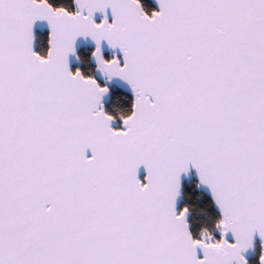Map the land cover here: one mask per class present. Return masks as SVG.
<instances>
[{"label": "snow or ice", "instance_id": "6c2138e0", "mask_svg": "<svg viewBox=\"0 0 264 264\" xmlns=\"http://www.w3.org/2000/svg\"><path fill=\"white\" fill-rule=\"evenodd\" d=\"M76 3L0 0V264H246L264 237V0H160L152 15L140 0ZM37 20L51 26L44 56ZM80 36L134 89L126 127L101 107L108 88L69 69ZM190 165L222 239L193 238L177 212Z\"/></svg>", "mask_w": 264, "mask_h": 264}, {"label": "water", "instance_id": "95a60500", "mask_svg": "<svg viewBox=\"0 0 264 264\" xmlns=\"http://www.w3.org/2000/svg\"><path fill=\"white\" fill-rule=\"evenodd\" d=\"M73 1H74V8H75L74 11H76L78 9V5L76 3V0H73ZM150 1L155 6L154 11H160L161 5L159 3V0H150ZM141 6L143 7V5H141ZM143 10H144V7H143ZM152 13L151 14L147 13V14L152 15ZM107 15H108L109 22H111L114 19V17H113V14H112L110 8L107 9ZM94 19L96 20L97 23L102 21L104 19V12L97 10V12L94 14ZM38 32H42V33L47 32L48 33V41H49L51 26L47 20H37V21H35V23L33 25V35H34L33 49H34V51H36V42H37L36 36H37ZM49 47H50V44L48 42V49H49ZM96 47H97L96 42L90 36L89 37H84V36L78 37L76 42H75V45H74L75 51L69 53V57H68L69 69L72 72H75L77 70V67L81 65L80 56H79L81 49H83V48H90L91 49L92 48V50L94 52ZM101 50H102V55H103L104 59L112 60L113 58H119L120 62L124 63L123 51L119 47L113 48L112 46H110L107 43V41H102L101 42ZM106 56H111L112 59H107ZM91 60L94 63V65L96 66V71H97L96 75L93 77L99 82V84L101 86H106L108 88V91L103 95L102 101H101V107L103 108V110L106 113H107L106 104L108 103V101L110 99V96L112 93L111 89L114 87L122 89L123 91H128L132 95L133 101L135 102L136 93L128 81L124 80L121 77H112L111 79H109L107 77V75H105L102 72V70L99 69V67H98L99 62H98L97 58L93 55V53H92ZM132 111H133V109H132ZM107 114H109V113H107ZM110 124H111V127L113 129H121L123 127H126L124 125V119H121L120 121H118L117 119L114 118L113 120L110 121ZM91 154H92L91 150H89L88 155H91ZM137 175H138L139 180H141L144 183L147 182V180H146L147 168L145 165H141L139 167ZM193 179L196 181L197 189L200 192H202L203 194H207L211 198L212 203L215 206V209L218 211L219 215H221V219H222V215H223L222 210L219 207V205L217 204L210 186L201 182L199 171L194 165H190L188 170L185 172H182L180 175V189H179V195L177 196V199H176L177 212L179 213L181 210H183L181 208V202H182V197H183L182 192H183V187H184L183 184L185 182L192 181ZM189 219H190V216L188 213L187 222L189 224V230L191 232ZM225 238H227L230 242H234V240H235V236L231 232L227 233ZM256 244L261 245V258H260L259 264H264V260H262V257H264V237H262L260 235L258 230L253 234L252 244L248 248L243 250V252H242V255L244 256V258L246 260V264H249V260L251 258L250 256L254 253V251L257 247ZM200 254L202 255V252Z\"/></svg>", "mask_w": 264, "mask_h": 264}, {"label": "trees", "instance_id": "16d2710c", "mask_svg": "<svg viewBox=\"0 0 264 264\" xmlns=\"http://www.w3.org/2000/svg\"><path fill=\"white\" fill-rule=\"evenodd\" d=\"M53 7H64L69 11H74L73 0H49ZM144 10L151 14L155 10L154 4L150 0H140ZM36 52L42 56L48 52V33L38 32L36 36ZM92 48H83L80 52L81 65L77 67L85 76H94L96 74V66L91 60ZM109 58V56H106ZM111 96L106 104V111L112 117L120 121L125 116L132 112L134 101L132 95L128 91H123L117 87L111 89ZM182 192L181 208L185 206L189 208V223L191 233L195 239L202 238L205 230L210 234H215L217 231L218 221L221 220V215L215 209L211 198L207 194H203L197 189L196 181L185 182ZM254 253L250 256L249 264H259L261 258V245L256 244Z\"/></svg>", "mask_w": 264, "mask_h": 264}, {"label": "rangeland", "instance_id": "374dc122", "mask_svg": "<svg viewBox=\"0 0 264 264\" xmlns=\"http://www.w3.org/2000/svg\"><path fill=\"white\" fill-rule=\"evenodd\" d=\"M96 75V74H95ZM94 75V76H95ZM211 235V238L212 239H222V235H223V233H222V231H221V229L218 227L217 228V231L215 232V234H210Z\"/></svg>", "mask_w": 264, "mask_h": 264}, {"label": "built area", "instance_id": "2783aa9c", "mask_svg": "<svg viewBox=\"0 0 264 264\" xmlns=\"http://www.w3.org/2000/svg\"><path fill=\"white\" fill-rule=\"evenodd\" d=\"M107 59H112V57H111V56H109V58H107Z\"/></svg>", "mask_w": 264, "mask_h": 264}, {"label": "clouds", "instance_id": "9594fccd", "mask_svg": "<svg viewBox=\"0 0 264 264\" xmlns=\"http://www.w3.org/2000/svg\"><path fill=\"white\" fill-rule=\"evenodd\" d=\"M159 3H160V0H159ZM161 5V4H160Z\"/></svg>", "mask_w": 264, "mask_h": 264}]
</instances>
